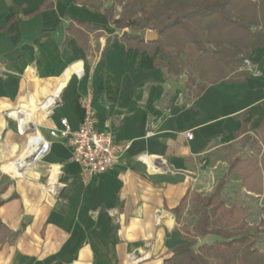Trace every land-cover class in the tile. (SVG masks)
Instances as JSON below:
<instances>
[{"label": "crops", "instance_id": "0c3cea01", "mask_svg": "<svg viewBox=\"0 0 264 264\" xmlns=\"http://www.w3.org/2000/svg\"><path fill=\"white\" fill-rule=\"evenodd\" d=\"M72 1L41 10L45 0H0V264H165L197 220L193 194H212L221 154L264 119V48L250 52L245 81L195 97L187 72L169 75L155 64L162 54L127 46L129 29ZM86 21L97 29L86 46L67 39L69 24ZM88 94L98 128L127 146L100 175L50 134L62 118L79 128ZM221 239L208 234L194 249Z\"/></svg>", "mask_w": 264, "mask_h": 264}, {"label": "trees", "instance_id": "16d2710c", "mask_svg": "<svg viewBox=\"0 0 264 264\" xmlns=\"http://www.w3.org/2000/svg\"><path fill=\"white\" fill-rule=\"evenodd\" d=\"M54 2L45 0L41 10L52 8ZM72 2L103 9L116 29L131 31L121 35L127 46L150 55L162 54L166 61L157 57L155 64L165 68L169 75L179 77L187 72L186 86L195 97L221 81H245L250 76L243 68L245 60L252 50L264 48V0H112V5L106 8H102L101 0ZM77 25H68L67 39L75 36L86 46L89 33L97 29L88 21ZM149 29L155 31V39L146 38ZM111 41L107 38V45ZM245 132L243 129L239 134ZM244 141H250L258 150L260 162L246 169L236 158L229 174L240 172L244 181L250 180L255 188L258 175L264 171V119L255 136H246ZM226 184L227 177L223 176L212 194H193L192 213L198 219L188 232V242L176 247L165 264H264V248L257 246V237L264 234V220L255 230L248 228L246 221L240 220L238 207L227 206L222 199ZM260 189H264V181L260 182ZM187 201L188 196L177 212ZM7 231L0 219V244ZM208 234L222 239L194 249L197 239Z\"/></svg>", "mask_w": 264, "mask_h": 264}, {"label": "built area", "instance_id": "2783aa9c", "mask_svg": "<svg viewBox=\"0 0 264 264\" xmlns=\"http://www.w3.org/2000/svg\"><path fill=\"white\" fill-rule=\"evenodd\" d=\"M244 68L252 71V64L246 59ZM82 105L86 116L79 128L74 129L67 118H62L61 128L50 131L52 137L66 140L71 149V160L80 164L84 170L93 175H100L112 169L127 147L116 140L113 130L98 128V118L94 108L93 95L83 97ZM192 139V132L186 133Z\"/></svg>", "mask_w": 264, "mask_h": 264}, {"label": "rangeland", "instance_id": "374dc122", "mask_svg": "<svg viewBox=\"0 0 264 264\" xmlns=\"http://www.w3.org/2000/svg\"><path fill=\"white\" fill-rule=\"evenodd\" d=\"M101 3L102 8L110 7L112 0H101ZM120 12L121 7L118 6L116 15L119 16ZM145 35L146 38L148 36L156 37L155 31L151 29L147 30ZM236 158L241 160L243 168L249 169L259 164L261 155L253 146L250 147V142L240 141L238 145L221 154L218 171L219 178L227 177L223 194L225 202L230 206L236 205L240 212V220H245L248 228L255 230L264 220V191L260 189V182L264 181V171L258 175L255 188H252V182L250 180L245 182L240 172L229 174L230 166ZM195 220V217L186 220V228L191 229ZM257 246L260 249L264 248V234L257 237Z\"/></svg>", "mask_w": 264, "mask_h": 264}, {"label": "water", "instance_id": "95a60500", "mask_svg": "<svg viewBox=\"0 0 264 264\" xmlns=\"http://www.w3.org/2000/svg\"><path fill=\"white\" fill-rule=\"evenodd\" d=\"M129 33L127 31L124 32V35H128ZM156 37H151V36H148L147 39L148 40H152V39H155Z\"/></svg>", "mask_w": 264, "mask_h": 264}, {"label": "bare ground", "instance_id": "6f19581e", "mask_svg": "<svg viewBox=\"0 0 264 264\" xmlns=\"http://www.w3.org/2000/svg\"><path fill=\"white\" fill-rule=\"evenodd\" d=\"M32 151V150H31ZM28 154V153H27Z\"/></svg>", "mask_w": 264, "mask_h": 264}]
</instances>
